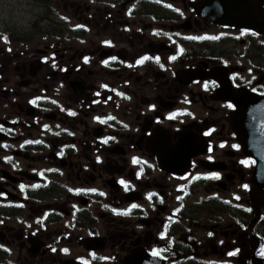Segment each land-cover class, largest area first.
<instances>
[{"label":"flooded vegetation","instance_id":"af4514ba","mask_svg":"<svg viewBox=\"0 0 264 264\" xmlns=\"http://www.w3.org/2000/svg\"><path fill=\"white\" fill-rule=\"evenodd\" d=\"M22 1L30 29L0 22V264H248L229 97H264L243 24L264 0Z\"/></svg>","mask_w":264,"mask_h":264},{"label":"water","instance_id":"95a60500","mask_svg":"<svg viewBox=\"0 0 264 264\" xmlns=\"http://www.w3.org/2000/svg\"><path fill=\"white\" fill-rule=\"evenodd\" d=\"M243 24L255 29L258 33L264 34V25L262 24L254 21L252 23L245 21ZM229 100L237 107V110L232 114L231 125L238 134L243 150L255 162L252 183L256 188L264 189V97L247 92H238L229 97ZM251 197L256 217L250 226V235L254 239V247L253 255L248 264H264V253L259 254L262 242L253 234V227L261 215L264 198L255 192Z\"/></svg>","mask_w":264,"mask_h":264},{"label":"rangeland","instance_id":"374dc122","mask_svg":"<svg viewBox=\"0 0 264 264\" xmlns=\"http://www.w3.org/2000/svg\"><path fill=\"white\" fill-rule=\"evenodd\" d=\"M24 8H25V1L0 0V22H3L1 23V26L3 27L5 24H7V27L9 28H11L10 26H14L15 28H19V29H30V24L32 23L31 19L33 18L25 12ZM1 26L0 29L2 31ZM15 28H11V29H15ZM1 45L3 44L1 43ZM261 190L262 188L261 189L256 188L255 193L258 196L260 194L261 197H263V192Z\"/></svg>","mask_w":264,"mask_h":264},{"label":"snow or ice","instance_id":"6c2138e0","mask_svg":"<svg viewBox=\"0 0 264 264\" xmlns=\"http://www.w3.org/2000/svg\"><path fill=\"white\" fill-rule=\"evenodd\" d=\"M144 59H148L147 57H145ZM139 63H143V61H139ZM121 183H123V182H121ZM133 208H135L136 207V205H133L132 206ZM125 214H127V213H125ZM231 255V254H230Z\"/></svg>","mask_w":264,"mask_h":264}]
</instances>
